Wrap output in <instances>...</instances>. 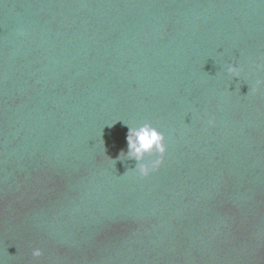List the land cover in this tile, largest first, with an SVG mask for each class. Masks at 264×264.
<instances>
[{
    "label": "water",
    "instance_id": "95a60500",
    "mask_svg": "<svg viewBox=\"0 0 264 264\" xmlns=\"http://www.w3.org/2000/svg\"><path fill=\"white\" fill-rule=\"evenodd\" d=\"M0 264H264V0H0Z\"/></svg>",
    "mask_w": 264,
    "mask_h": 264
},
{
    "label": "clouds",
    "instance_id": "9594fccd",
    "mask_svg": "<svg viewBox=\"0 0 264 264\" xmlns=\"http://www.w3.org/2000/svg\"><path fill=\"white\" fill-rule=\"evenodd\" d=\"M226 72L230 75L236 73L237 66L227 65ZM207 124L210 128L215 127V119L209 118ZM127 126V153L122 152L120 157L134 159L137 163L133 171L141 178L147 177L150 173L158 170L164 162V155L167 151L164 133L148 122L140 126ZM146 156L155 158L145 163ZM32 255L39 257L42 255V251L38 248L34 249Z\"/></svg>",
    "mask_w": 264,
    "mask_h": 264
}]
</instances>
